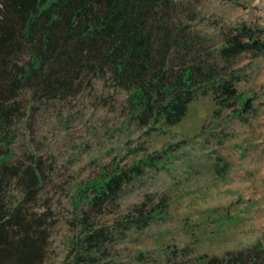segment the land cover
<instances>
[{
    "label": "rangeland",
    "instance_id": "1",
    "mask_svg": "<svg viewBox=\"0 0 264 264\" xmlns=\"http://www.w3.org/2000/svg\"><path fill=\"white\" fill-rule=\"evenodd\" d=\"M158 3L146 25L154 59L168 44L165 82L188 68L202 81L177 124L154 121L132 102L135 84L152 95L149 74L124 88L107 62L98 65L79 50L64 69L49 64L44 83L36 74L0 94V156L7 159L0 218L17 207L22 227L8 228L5 237L27 232L41 250L37 264H74L78 255L98 264L246 262L257 252L256 264H264V56L219 55L241 28L264 41V0ZM30 52L19 40L8 68L0 64L3 73L16 77ZM212 77L232 79L230 108L216 105ZM118 170L129 182L90 210L82 198L87 187ZM28 189L32 196L22 200ZM88 233L99 241L83 242Z\"/></svg>",
    "mask_w": 264,
    "mask_h": 264
},
{
    "label": "trees",
    "instance_id": "2",
    "mask_svg": "<svg viewBox=\"0 0 264 264\" xmlns=\"http://www.w3.org/2000/svg\"><path fill=\"white\" fill-rule=\"evenodd\" d=\"M158 2L159 0L3 2L0 6V64L5 62L3 67L8 68L7 58L19 40L29 43L31 52L30 59L19 67L16 77L3 73L0 68V94L13 91V85L31 80L36 74L44 83L50 78L47 72L49 64L55 63L64 69L74 59L75 51L79 50L81 56L88 60L92 58L98 65L107 62L113 79L124 88L132 87L133 81L139 83L145 74H149L156 87L152 95L145 87L135 84L131 94L132 102L141 108L143 114L149 112L154 121L160 119L165 126L177 124L185 116L193 93L202 81L192 68H188L180 71L173 80L165 82L163 70L168 44H161L158 58L154 59L152 35L146 25L151 12L159 7ZM244 52L264 56V41L250 29L241 28L236 35L226 37L219 55L224 61H228ZM157 64L160 65L159 68ZM133 75L135 80L131 78ZM208 84L212 86L216 105L230 108L237 96L232 79L212 77ZM222 96L226 97L224 105H221ZM159 98H162V102ZM6 162V157L1 155L0 168H5ZM131 169L138 170V166ZM32 172L33 183L39 182L40 176L34 170ZM129 179L125 171H114L90 183L91 186L87 187L90 192L82 198H85L90 210L100 207L113 200ZM30 191L28 189L24 192L22 200L32 196ZM19 218L17 207L11 215L0 218V264L40 262L41 250L35 239L28 237L27 232L25 237L11 240L5 237V230L8 228L22 227ZM98 237L88 233L84 235L83 242L90 244L94 239V242H98ZM259 253L246 262L238 258L213 257L206 264H256ZM237 256L243 257V254L239 253ZM74 264L98 263L93 255H78L74 257Z\"/></svg>",
    "mask_w": 264,
    "mask_h": 264
}]
</instances>
